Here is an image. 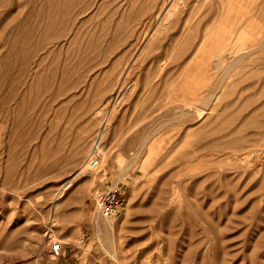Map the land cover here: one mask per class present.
Returning a JSON list of instances; mask_svg holds the SVG:
<instances>
[{
  "label": "rangeland",
  "instance_id": "1",
  "mask_svg": "<svg viewBox=\"0 0 264 264\" xmlns=\"http://www.w3.org/2000/svg\"><path fill=\"white\" fill-rule=\"evenodd\" d=\"M122 263L264 264V0H0V264Z\"/></svg>",
  "mask_w": 264,
  "mask_h": 264
},
{
  "label": "built area",
  "instance_id": "2",
  "mask_svg": "<svg viewBox=\"0 0 264 264\" xmlns=\"http://www.w3.org/2000/svg\"><path fill=\"white\" fill-rule=\"evenodd\" d=\"M104 155L103 139L95 137L88 155L87 166L91 171H97ZM126 195L120 186L102 188L97 195L96 206L99 213L106 218H122L125 212ZM51 253L54 258L63 256L62 244L53 243Z\"/></svg>",
  "mask_w": 264,
  "mask_h": 264
},
{
  "label": "bare ground",
  "instance_id": "3",
  "mask_svg": "<svg viewBox=\"0 0 264 264\" xmlns=\"http://www.w3.org/2000/svg\"><path fill=\"white\" fill-rule=\"evenodd\" d=\"M100 136H101L102 139L104 140V134L101 133ZM104 154H105V151H104ZM108 224H109V222H108ZM98 225H99V224H98ZM98 234L101 235V231H100L99 229H98ZM100 235H99V236H100ZM100 237H101V236H100ZM122 264H123V263H122Z\"/></svg>",
  "mask_w": 264,
  "mask_h": 264
}]
</instances>
